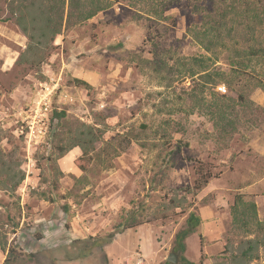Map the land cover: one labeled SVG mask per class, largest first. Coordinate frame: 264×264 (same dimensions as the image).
<instances>
[{
    "label": "rangeland",
    "instance_id": "obj_1",
    "mask_svg": "<svg viewBox=\"0 0 264 264\" xmlns=\"http://www.w3.org/2000/svg\"><path fill=\"white\" fill-rule=\"evenodd\" d=\"M28 1L63 27L19 64L23 0H0V150L25 174L0 189V264H181L191 211L193 264H264V0Z\"/></svg>",
    "mask_w": 264,
    "mask_h": 264
},
{
    "label": "trees",
    "instance_id": "obj_2",
    "mask_svg": "<svg viewBox=\"0 0 264 264\" xmlns=\"http://www.w3.org/2000/svg\"><path fill=\"white\" fill-rule=\"evenodd\" d=\"M116 3L130 2L131 5L137 3L138 0H114ZM28 0H23L18 11L17 24L23 31V33L29 38V45L26 50L19 57V64L30 65L34 67H40L45 61L46 54L51 49V44L54 42L57 36L61 34L62 31V20L63 16L47 13L41 5L36 4V2H30ZM53 12V11H52ZM51 12V13H52ZM94 13H91L86 18H91ZM204 20V19H203ZM210 29L206 30L205 35H209ZM199 38V37H198ZM200 40V39H199ZM77 84H86L81 80L76 79ZM58 121H63L65 113H58ZM99 130H95L93 127H88L86 130H82L78 133L72 147H79L83 155H87L91 150L95 148V145L100 140ZM66 150L61 149V154H64ZM6 163L4 161L3 152L0 150V189L4 191H12L15 193L20 185L25 180V174L21 175L15 173L13 169L3 170L6 168ZM206 176L205 181L202 183L196 182L194 187L189 189L193 194L196 195L197 192L201 191L205 186H207L209 179ZM202 218L194 211L189 213L186 220L184 228H182L175 237L174 251L179 254L181 264H193L186 256L187 251V240L198 232V229L202 225ZM138 224H132L126 228L131 229L137 227ZM114 237V234L109 236V240ZM255 243L250 241L248 250L245 252V258L248 256L252 260L253 256L249 255L254 250ZM0 248L3 251L7 249V241H3L0 238ZM4 264H18L17 257L14 256V251H10Z\"/></svg>",
    "mask_w": 264,
    "mask_h": 264
},
{
    "label": "water",
    "instance_id": "obj_3",
    "mask_svg": "<svg viewBox=\"0 0 264 264\" xmlns=\"http://www.w3.org/2000/svg\"><path fill=\"white\" fill-rule=\"evenodd\" d=\"M168 261L171 262V263H174V264H177L179 263V258L178 256L173 253L169 258H168Z\"/></svg>",
    "mask_w": 264,
    "mask_h": 264
},
{
    "label": "built area",
    "instance_id": "obj_4",
    "mask_svg": "<svg viewBox=\"0 0 264 264\" xmlns=\"http://www.w3.org/2000/svg\"><path fill=\"white\" fill-rule=\"evenodd\" d=\"M219 91L223 94H226L227 93V90L225 87H219ZM137 264H143L142 261H139Z\"/></svg>",
    "mask_w": 264,
    "mask_h": 264
}]
</instances>
